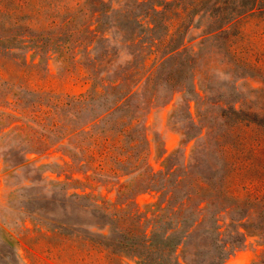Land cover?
<instances>
[{
  "label": "trees",
  "instance_id": "16d2710c",
  "mask_svg": "<svg viewBox=\"0 0 264 264\" xmlns=\"http://www.w3.org/2000/svg\"><path fill=\"white\" fill-rule=\"evenodd\" d=\"M258 3L189 0L181 6L177 0H142L143 36L132 27V23L140 22L126 10L110 7L93 13V29L83 31L93 42L85 49H97L100 58L82 64L90 71L86 75L88 88L60 100L48 98L42 102L36 98L24 103L14 97L6 101L9 112L2 120L0 136L10 134V139H15L30 130L31 147L63 140L66 143L68 160L64 164L68 174L54 182L47 195L32 198L37 211L32 221L112 256L133 258L136 264H220L241 243L249 226L263 236L264 202L256 206L248 200L249 194L243 201V195L228 185L237 172L235 167L230 172L221 170L223 133L213 130L242 121L261 126L264 110L215 104L211 106L213 112L205 106L193 119L187 104L202 102L205 94L196 88L198 82L189 66L188 50L192 49L184 40L194 8L221 21L204 33L203 40L225 32L231 22ZM108 25L112 27L109 36L102 32ZM75 34L77 30L72 27L65 29L63 37ZM114 43L122 46L128 59L121 63L111 59ZM175 91L187 97L183 99L179 134L188 139L202 133L203 143L187 160L182 149L172 150L162 158L161 167L152 170L144 161L149 148L143 116L152 105L165 104ZM30 122L43 132L31 131ZM211 132L209 142L207 135ZM120 176L124 179L115 188L112 200L90 190L91 181L100 178L112 182L110 178ZM68 187L73 190L68 192ZM142 190L154 191L156 198L140 212L133 195ZM257 262L264 264L263 256Z\"/></svg>",
  "mask_w": 264,
  "mask_h": 264
},
{
  "label": "rangeland",
  "instance_id": "374dc122",
  "mask_svg": "<svg viewBox=\"0 0 264 264\" xmlns=\"http://www.w3.org/2000/svg\"><path fill=\"white\" fill-rule=\"evenodd\" d=\"M141 2L0 0V127L9 112L6 101L14 97L24 103L36 98L46 102L48 98L60 100L65 99V95L83 93L89 86L86 75L90 71L82 64L100 58L97 49H85L86 45L92 46V37L83 31L93 29V13L110 7L126 10L140 22L141 25L132 23V27L143 36ZM187 2L189 0H177V5ZM257 5L239 15L219 36L203 40L204 33L221 21L208 15L206 9L201 13L196 7L191 12V23L184 32L185 46L192 49L188 50L189 66L198 82L199 88H196L205 94L202 102L187 104L193 119L196 111L200 112L205 106L210 109L215 104L246 111L264 110V0H259ZM72 27L77 30L75 37H63L65 29ZM104 28L102 32L109 36L112 27ZM80 39L83 41L79 42ZM110 45L113 43H108ZM115 46L110 52L112 60L121 63L129 58L122 46ZM186 98L184 93L175 91L165 104L152 105L143 116L149 148L144 161L152 170L159 169L162 158L172 150L182 149L187 160L203 143L202 133L187 139L178 132ZM29 127L31 131L43 132L34 122H30ZM215 129L213 131L223 133L221 170L230 172L229 169L235 167L237 172V177L228 185L243 195L241 200H247L244 197L249 194L251 203L261 204L264 202V124L255 126L242 121ZM30 135L33 136L29 130L28 135L15 139H10V134L0 136V264H136L133 258L112 256L100 248L50 232L32 221L37 212L32 198L47 195L52 190L51 185L68 174L64 164L68 158L64 140L31 147L28 145ZM212 135L213 132L207 135L209 142ZM71 175L80 177L78 173ZM99 179L91 181L90 190L112 200L124 176L110 178L112 182ZM72 190L68 187V192ZM155 198L152 190L133 195L140 212ZM248 211L249 218L253 219V213ZM87 228L96 231L92 226ZM262 256L264 258V235L255 233L249 226L241 243L232 248L220 264H261L257 261Z\"/></svg>",
  "mask_w": 264,
  "mask_h": 264
}]
</instances>
